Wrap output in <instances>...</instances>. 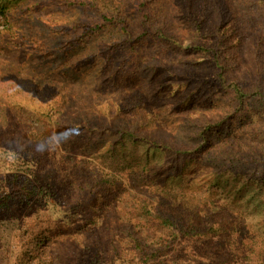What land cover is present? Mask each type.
<instances>
[{
  "label": "rangeland",
  "instance_id": "1",
  "mask_svg": "<svg viewBox=\"0 0 264 264\" xmlns=\"http://www.w3.org/2000/svg\"><path fill=\"white\" fill-rule=\"evenodd\" d=\"M188 1L183 0V6H187ZM180 2L0 0V4L5 3L8 7L6 19L0 14V113L20 111L25 115L27 108H31L40 98L39 93L56 91L61 92L65 99L59 101L57 97L53 105L56 107L55 118L69 123L73 118L87 113L100 134L102 131L108 132L107 128L111 129L110 133H104L96 142H76L75 136H71L69 141L62 135L59 137L60 146L56 140L61 132L53 121L42 132L44 137L37 138L22 125L14 123L10 127L0 119L3 126H0L1 194L8 192L6 181L11 176L25 177L37 185L44 181L38 161L29 158L19 147V144L26 146L28 140L42 139L44 144L49 142L54 149L68 157L73 167L79 165L81 160H88L94 166L119 176L123 161L131 164L128 167L130 169L147 158H150L151 163L164 162L168 158L166 152H147L141 143L134 145L130 141L125 142V149L118 145L116 152L111 151L112 144L118 140L115 129L132 124L130 116L151 110L163 125V138L180 140L188 145L197 143L194 134L199 131L198 119L217 121L231 113L237 106L235 96L220 92L218 84L216 87L205 83L213 67L200 52L187 50L191 42V23L182 16L184 7ZM77 4H80L79 8ZM89 7L98 12H85ZM156 13H160L158 19L181 18L174 20L173 28L183 41L179 46L165 47L148 40L147 47H135L133 50L146 58L148 69L142 74H120L114 77L112 65L115 59L107 57L110 51L105 48L111 42L112 35L118 32L116 26L120 30L126 27L123 23L126 21L130 30H137L143 18ZM103 14L110 23L105 22ZM98 23L105 28L98 33H90L89 29L94 30ZM89 52L97 53L98 59L87 58ZM103 67L107 68L101 76L100 69ZM198 74L205 81L193 78ZM111 80H114L113 84ZM23 94L29 99H23ZM14 100L21 101L22 105L11 108ZM247 127L250 128L246 132L250 141H255L258 148L264 146V137L258 134L259 129L264 128V119L258 116L245 122L243 129L241 124L237 125L230 137H240L238 133L246 131ZM8 135L14 142L10 148L6 146L8 143L5 138H9ZM251 142L244 144L252 149ZM40 144L41 141L34 148H39ZM207 168L210 167L190 162L183 176L184 182L195 185L197 191L201 188V204L207 202L213 205L214 201L234 214L231 226L227 227L229 231L220 238L173 239L166 260L173 264L170 261L174 258H186L191 261L190 264H205L208 258H212L221 264H264V186L260 187L252 180L242 184V179L235 177L227 179V189L218 194L215 189H211L212 178L206 174ZM160 181L166 183L156 179L157 183ZM179 184L180 180L175 179L168 182V187L176 188ZM235 189H241V192L236 193L233 191ZM137 191L147 197L143 189L137 188ZM125 202L130 208H125ZM116 206L124 209L129 216H135L143 228L150 227V234H153L151 230L161 226L128 198H121L118 203L116 201L112 207ZM8 216V221L0 220V259H4V264H55L60 254L57 249L59 244L75 233L70 224L61 221L54 212H37L28 204L18 205L14 200ZM238 219L245 221V224H239ZM41 239H46V243L40 246V251L35 252L34 247Z\"/></svg>",
  "mask_w": 264,
  "mask_h": 264
},
{
  "label": "trees",
  "instance_id": "2",
  "mask_svg": "<svg viewBox=\"0 0 264 264\" xmlns=\"http://www.w3.org/2000/svg\"><path fill=\"white\" fill-rule=\"evenodd\" d=\"M180 3L183 6V0ZM183 7L182 16L191 23V42L187 50L200 52L213 67L206 81L201 74L193 78L216 87L218 84L220 92L235 96L237 106L220 120L198 119L199 131L194 134L197 143L188 145L180 140L163 138V125L151 110L130 116L132 124L115 129L118 140L112 144L111 151L116 152L118 145L125 149V142L130 141L134 145L141 143L147 152H166L168 158L158 163H151L147 158L130 169V163L123 161L119 176L94 166L88 160H81L73 167L64 153L54 149L49 142L44 144L42 139L28 140L27 147L19 144L29 158L38 161L44 181L37 185L25 177L11 176L6 181L8 192L0 193V220L6 222L10 219L8 215L14 200L18 205L28 204L37 212H54L61 221L70 224L75 233L59 244L60 254L55 264H170L166 254L177 238L205 239L226 235L234 214L214 201L213 205L201 204V188L197 191L195 185L184 182L183 176L190 162L210 167L206 174L212 178L211 189L218 194L225 191L228 180L235 177L241 178L242 184L252 180L260 187L264 186V146L258 148L255 141H250L246 133L249 127L238 133L240 137H230L237 125L241 124L243 129L245 122L254 116L264 119V0H189ZM85 12L98 11L89 7ZM0 14L6 19L8 7L5 3L0 4ZM159 14L143 18L137 30H130L126 21L123 22L126 27L119 30L116 26L118 32L112 35L105 48L110 51L107 57L115 59L112 65L114 77L142 74L148 69L146 58L133 52L135 47H147L148 40L165 47L181 44L183 40L173 28L174 20L181 18L158 19ZM102 18L110 23L104 14ZM104 28L98 23L89 32L98 33ZM98 57L97 53L89 52L87 58L97 60ZM106 68L100 69L101 76ZM39 94L40 98L27 108V114L20 111L9 114L7 110L0 113V119L10 127L14 123L22 125L37 138L44 137L42 132L51 121L69 141L71 134L68 130H74L72 136L76 142H96L104 133H110L111 129L107 128L108 132L100 134L87 113L69 123L55 118L56 107L53 105L58 96L59 101H64L63 94L56 91ZM21 97L29 99L24 94ZM21 105V101L14 100L11 108ZM57 113L62 115L58 110ZM259 131V136L264 137V128ZM8 136L6 146L10 148L14 142L11 135ZM40 141V147L34 148ZM244 142H251L252 149ZM157 178L166 183H157ZM175 179L180 180L178 187H168V182ZM137 188L143 189L147 197L141 196ZM233 191L240 193L241 189ZM121 198L137 203L148 218H153L161 226L152 228L153 234H150V227L143 228L135 216H129L119 206L112 207ZM238 222L245 224L239 219ZM141 223L145 226L143 221ZM238 228L237 225L236 231ZM161 229L164 232H160ZM45 243L46 239L39 240L34 251H40V246ZM208 260L205 264H221L216 259ZM170 262L190 264L191 261L174 258ZM0 264H4L3 258Z\"/></svg>",
  "mask_w": 264,
  "mask_h": 264
},
{
  "label": "clouds",
  "instance_id": "3",
  "mask_svg": "<svg viewBox=\"0 0 264 264\" xmlns=\"http://www.w3.org/2000/svg\"><path fill=\"white\" fill-rule=\"evenodd\" d=\"M68 132H69V133L71 134V136H72L74 130H68ZM62 135H63V133H61L59 136H57V140H56L57 144L60 145V146H61V144H60L59 137L62 136Z\"/></svg>",
  "mask_w": 264,
  "mask_h": 264
}]
</instances>
